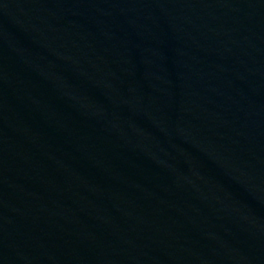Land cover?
I'll use <instances>...</instances> for the list:
<instances>
[{
    "label": "water",
    "instance_id": "water-1",
    "mask_svg": "<svg viewBox=\"0 0 264 264\" xmlns=\"http://www.w3.org/2000/svg\"><path fill=\"white\" fill-rule=\"evenodd\" d=\"M0 264H264V0H0Z\"/></svg>",
    "mask_w": 264,
    "mask_h": 264
}]
</instances>
